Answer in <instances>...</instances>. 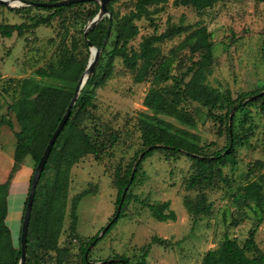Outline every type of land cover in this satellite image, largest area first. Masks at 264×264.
<instances>
[{
    "label": "rangeland",
    "instance_id": "obj_1",
    "mask_svg": "<svg viewBox=\"0 0 264 264\" xmlns=\"http://www.w3.org/2000/svg\"><path fill=\"white\" fill-rule=\"evenodd\" d=\"M134 3L135 0H118L112 5L116 17L112 19L109 36L100 48L92 73L96 80L106 70L109 75L99 86L88 90L82 87L78 98L88 95L93 105L85 110L75 108L71 117L74 127L102 140L105 147L99 159L87 153L69 169L65 214L57 241L59 247L68 249L63 264H84L80 248L114 215L115 172L120 168L122 173L133 165L144 148L142 120L160 124L165 130L202 146L207 154L227 144L225 106L209 108L187 97L183 90L191 75L188 68L205 52L204 46L197 45L193 32L204 27L206 42L212 45L205 82L220 97L235 99L242 92L264 88V0H216L201 11L177 6L174 0L159 5L158 11L150 6L153 14L135 22L138 34L127 42V50L138 51L145 37L159 35L169 27H183L180 33L155 43L161 52L158 61H170L171 77L166 81L154 78L158 62L138 81L140 62L132 69L124 65L121 57L110 59L118 18L128 14ZM96 6L99 8L97 1L86 2L47 18L52 10L0 4V23L27 25L20 34L16 31L11 37L0 34V183L11 179L5 223L16 249L24 200L34 170L30 156L13 167L12 155L20 127L10 105L18 97L24 78L72 91L81 63L87 64L90 58V50L84 45L83 28L88 13ZM70 55L75 62L63 81L36 74L38 68L51 71L61 58ZM152 87L175 102L177 110L187 113L192 124L183 123L172 115L155 113L146 106L144 97ZM229 108L231 119L234 116L230 124L239 140L232 154L226 156L225 165H219V173L210 181L201 180L189 186L194 167L183 150L178 153L153 151L141 163L124 215L99 242L87 248L85 255L89 261L100 262L124 255L134 264L146 252V264H200L206 251L216 248L225 237L242 245L250 232L256 246L264 253V112L259 103L239 111L233 110V104ZM179 130L187 133H179ZM23 165L28 168L24 175ZM52 177L50 169L43 182L51 181ZM251 182L261 186L260 202L245 192V186ZM80 193L75 226L71 228L72 201ZM162 202H168V209L175 214L174 220L159 221L151 215L148 205ZM201 202L207 206V211L195 209ZM41 206L38 204L36 210L40 211ZM153 238L165 242H154ZM34 257L40 264H56V253L52 249L39 250Z\"/></svg>",
    "mask_w": 264,
    "mask_h": 264
},
{
    "label": "trees",
    "instance_id": "obj_2",
    "mask_svg": "<svg viewBox=\"0 0 264 264\" xmlns=\"http://www.w3.org/2000/svg\"><path fill=\"white\" fill-rule=\"evenodd\" d=\"M54 1L57 0H48L47 2ZM117 1L118 0H108L107 8L110 12V16L103 17L87 32L86 37L98 48H102L104 40L109 36L112 19L116 17L112 11V5ZM215 1L216 0H174V4L177 6H190L197 11H201L211 7ZM86 2L72 3L59 7L30 6L40 10H52L53 12L47 16V18H51L64 9L75 7ZM167 2L168 0H135L134 8L130 10L128 14H124L118 18L115 45L110 51V59H112L113 56L121 57L124 65L132 69L140 62L136 76V80L138 81L142 80V77L149 71L155 62H158L157 67L154 69V78L156 81H166L171 77L168 73L170 61L168 59L158 61L161 52L160 48L155 45V43L162 41L166 37L180 33L183 31V27H169L159 35L145 37L140 42L138 51L127 50V42L138 34V28L135 22L143 17L149 18L153 14V10L149 9L150 6H155V10L158 11L161 8L158 6ZM9 9L18 11L11 7H9ZM97 11L98 6L88 13L86 22L89 18L93 17ZM45 20L47 19H44V21ZM23 26L27 25L0 23V34L4 37H11L12 33L15 31L20 34L23 31ZM192 35L195 37L199 47L204 46L205 52L201 55L199 60L192 63L191 67L188 68V72H191V75L185 83L183 90L187 97L209 108H214L216 106L222 108L225 106L224 130L227 137V144L222 149L207 154L203 152L202 146L194 142L186 141L178 134L165 130L160 124L142 120L141 138L144 148L140 151V155L133 165L122 173L120 168H117L115 172L114 183L117 188L115 213L118 210V216L114 218V213L112 218L107 222L109 223L111 221L106 231L99 236L100 231L103 229L101 228V230L87 241L85 246L80 248L84 264H130L129 259L124 255H116L113 258L100 261L101 263H96L89 261L85 253L91 243L95 242L96 244L99 242L109 232L117 220L124 215L126 203L131 198L130 188L135 183L141 171V163L145 158L150 156L153 151L166 150L171 153H178L180 150H183L191 159L194 167V174L189 181V186L199 183L201 180L210 181L216 172L219 173V165H225L228 160L226 156L232 154L233 146L239 140L238 134L234 133L233 127L230 121H228L230 113L229 106L233 104V110L239 111L245 106L259 103L261 110L264 112V93L253 99L251 98L263 91L264 88L242 92L235 99H229V96H225V98L220 97L216 91L205 82L209 72V64L212 59V45L206 42L207 34L204 27L193 32ZM84 45L88 47L85 39ZM74 62L75 59H73L72 55L63 57L58 62L57 67L51 71L38 68L36 74L40 77L49 76L63 81L69 67L73 65ZM85 66L86 62L81 63L78 75L74 78V84H72V91L70 92L60 88L41 85L33 78H24L21 81L18 97L10 105L20 127V130L16 134L12 155L13 167L21 163L27 156H30L33 161L34 170L49 138L66 111V107L76 85L75 83H77L80 78ZM108 75L109 73L107 70L98 80L95 79V74L91 75L84 84L85 89L88 90V88L101 85ZM143 103L155 113L172 115L183 123L192 124L191 117L187 115V113L177 110L175 102L169 101L158 88H150L144 97ZM88 105H93L90 96L83 94L77 98L63 129L54 141L37 182L28 223L26 239L27 257L25 264H40L34 257L39 250H54L56 253V264H63V258L68 253V249L59 247L57 241L65 214L69 169L79 157L87 153H92L95 158L99 159L105 147L102 140L92 138L82 129L74 127V123L71 120L75 108L85 110ZM154 118L159 120L157 117ZM231 120H234L233 115ZM179 133L184 134L187 132L179 130ZM190 135L192 138L195 137L193 134ZM50 169L53 172L51 181L45 180V182H43L46 173ZM31 178L32 176L29 179L30 181ZM10 180L11 179H8L0 183V264H18L20 258V243L18 249H16L10 235V230L5 223L7 215L6 197L8 195V184ZM43 187H45V193L43 192ZM260 187L259 184L251 182L245 186V192L251 199L260 202ZM81 197V193L77 194L72 201V210L70 213L71 228L75 226V208ZM38 204L42 205L40 211L36 210ZM25 205L26 199L24 200L22 216ZM148 207L151 215L159 221L175 219L173 210L168 209V202L153 203L149 204ZM166 209H168V211L165 213L164 211ZM195 209L202 212L208 210L207 206L202 202L198 203ZM18 240H20V234ZM153 241L159 243L165 242L164 240H157L156 238H153ZM146 255L147 253L143 252L134 264H146ZM109 259H114V261L106 262ZM200 264H264V253L260 252L254 242L253 232H250L242 245L235 239L225 237L216 248L206 251Z\"/></svg>",
    "mask_w": 264,
    "mask_h": 264
},
{
    "label": "water",
    "instance_id": "obj_3",
    "mask_svg": "<svg viewBox=\"0 0 264 264\" xmlns=\"http://www.w3.org/2000/svg\"><path fill=\"white\" fill-rule=\"evenodd\" d=\"M86 1H97L99 3V8L97 13L91 17L87 23L85 24L84 28H83V38L85 39V42L88 45V48L90 50V58L87 61L86 67L82 73V75L80 76V78L78 79L73 94L70 98V101L66 107V111L63 114V116L61 117L60 121L58 122L56 128L54 129L51 137L48 140V143L37 163V165L34 168L33 174H32V178L30 181V186H29V190H28V195L26 198V205L24 208V212H23V216H22V222H21V228H20V258H19V262L18 264H25L26 263V257H27V250H26V239H27V231H28V223H29V218H30V212H31V207H32V203H33V199H34V194H35V188L37 185V182L39 180V177L41 175V172L44 168V165L46 163V160L48 158V155L50 153V150L54 144V141L56 139V137L58 136V134L60 133V131L63 129L64 124L66 123L71 108L74 105L76 99L78 98V95L80 93V90L82 89V87L84 86V84L86 83L87 79L92 75L95 65L97 63L98 57H99V53H100V48L94 46L89 39L86 37L87 36V32L96 24L98 23L103 17L105 16H110V12L107 8V3L108 0H57L54 2H45V1H32V0H0V4H3L5 6H15L16 5H35L38 7H59V6H66V5H70L72 3H80V2H86ZM264 93V90L261 91L260 93H258L257 95L252 96L251 98H255L258 95H262ZM231 120V113H230V119ZM118 216V210L116 211L114 218H116ZM111 221L109 223H107V225H105L103 227V229L100 231L99 236L102 235L106 229L108 228V226L110 225ZM114 261V259H109L106 262H111ZM96 263H101V262H96Z\"/></svg>",
    "mask_w": 264,
    "mask_h": 264
},
{
    "label": "crops",
    "instance_id": "obj_4",
    "mask_svg": "<svg viewBox=\"0 0 264 264\" xmlns=\"http://www.w3.org/2000/svg\"><path fill=\"white\" fill-rule=\"evenodd\" d=\"M23 169H22V174L24 175V173H28V168H26L24 165L23 166H21ZM21 167H19V168H21ZM23 177V176H22ZM21 177V179H23V181L22 182H24L25 181V179L24 178H22ZM24 185V184H23Z\"/></svg>",
    "mask_w": 264,
    "mask_h": 264
}]
</instances>
